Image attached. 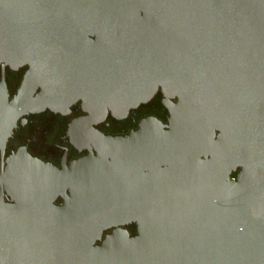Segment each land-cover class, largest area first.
<instances>
[{"label":"water","instance_id":"1","mask_svg":"<svg viewBox=\"0 0 264 264\" xmlns=\"http://www.w3.org/2000/svg\"><path fill=\"white\" fill-rule=\"evenodd\" d=\"M0 66L26 67L12 96L0 80L2 154L19 119L78 102L89 149L7 159L0 264H264V0H0ZM159 89L167 123L94 127Z\"/></svg>","mask_w":264,"mask_h":264},{"label":"flooded vegetation","instance_id":"2","mask_svg":"<svg viewBox=\"0 0 264 264\" xmlns=\"http://www.w3.org/2000/svg\"><path fill=\"white\" fill-rule=\"evenodd\" d=\"M25 69L26 67L12 70L5 67L3 71L0 66V80L4 76L10 96L17 91ZM164 98V94L159 89L149 102L131 109L125 118L117 119L109 113L104 120L96 123L94 127L108 135H126L137 130L140 121L148 116H154L163 123H167L169 111L163 102ZM172 100L176 101V99ZM85 115L86 112L83 111L78 102L72 105L70 111L65 114L46 109L41 112L30 113L19 119L6 143L4 153L0 152V171L1 169L5 170L7 159L10 156L18 154L22 158L30 156L36 161L54 165L59 169L64 166L69 167L74 160L89 154V149L81 135L72 132L75 122ZM92 151L96 153L94 148ZM239 171L240 168L232 172L231 177L235 179ZM4 193V201L12 202L7 193L5 191ZM66 193L69 194L68 191ZM53 203L61 205L64 203V198L58 196ZM37 215L34 208V217H38ZM125 228L130 234L136 233V225L133 223L126 225ZM111 231V229L104 231L103 237Z\"/></svg>","mask_w":264,"mask_h":264}]
</instances>
